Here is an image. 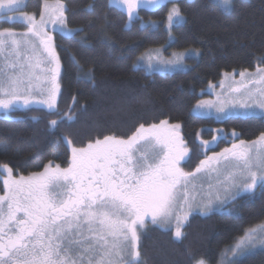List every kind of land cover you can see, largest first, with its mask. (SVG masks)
I'll use <instances>...</instances> for the list:
<instances>
[{"label": "snow or ice", "instance_id": "6c2138e0", "mask_svg": "<svg viewBox=\"0 0 264 264\" xmlns=\"http://www.w3.org/2000/svg\"><path fill=\"white\" fill-rule=\"evenodd\" d=\"M162 2L118 0L129 21L139 19L138 7H159ZM222 2L226 7L231 4V0ZM24 6V0H0V13L9 21L27 25V30L20 33L10 28L0 30V109L37 104L55 113L61 62L47 28L49 24L59 25L54 30L66 36L83 29L67 27L65 6L60 0L55 4L43 0L39 20L25 12ZM17 12L19 17L8 15ZM167 19L170 26L183 22L180 9L173 6ZM184 55L175 53L161 63L182 65ZM146 57L151 66L153 53L149 51ZM143 59L145 56L140 57ZM87 75L92 78V69ZM239 76L237 86L229 87L231 93L240 96L220 100L218 113L227 115L229 104L233 109L237 105L244 109L240 113L244 116L255 114L248 111L253 107L264 110V67H257L255 73L240 71ZM220 87H224L223 81ZM206 104L202 101L196 110ZM66 119L73 117L68 114ZM58 123L51 120V128ZM179 128V124L170 125L167 120L148 127L141 124L127 139L106 135L86 147L72 146L71 139L62 137L71 146L68 167L49 161L42 166L43 171L29 176L16 177L12 168L0 165V175L7 173L3 179L6 194L0 195V264H143L139 229L146 218L166 232L174 226L175 238L181 239L193 207L207 215L221 193L224 199L234 200L257 186L264 188V134L206 155L194 170L185 171L181 162L188 149L177 135ZM222 132L218 129L217 135ZM232 135L236 137L237 133L233 131ZM211 143L201 141L209 150ZM200 174L204 180H199ZM213 176L215 184L210 182ZM257 242L264 243V226L250 229L227 252L242 254ZM195 264L206 261L199 259Z\"/></svg>", "mask_w": 264, "mask_h": 264}, {"label": "trees", "instance_id": "16d2710c", "mask_svg": "<svg viewBox=\"0 0 264 264\" xmlns=\"http://www.w3.org/2000/svg\"><path fill=\"white\" fill-rule=\"evenodd\" d=\"M60 2L67 27L83 31L74 36L53 32L61 62L55 113L32 108L14 111L10 119L0 116V165L20 175L38 172L49 161L66 167L71 146L62 137L71 139L72 146L86 147L106 135L127 139L141 124L167 120L180 125L178 132L189 151L183 168L191 171L202 159L198 141H211L218 129L222 136L235 131L237 139L246 142L264 134L262 117L216 121L191 112L210 97L205 90L219 84L224 73L264 67V0H231L229 9L215 0H177L183 22L171 27L170 39L165 21L171 1L155 10L139 9V19L130 22L109 0ZM42 3L27 0L23 10L38 17ZM147 22L158 27H143ZM6 27L23 29L0 21V30ZM161 47H166L164 53L192 51L197 57L186 60L187 70L171 74H147L134 67L144 53ZM51 120L60 122L55 129ZM225 141H218L216 151L227 146ZM263 224L264 188L258 186L253 194L237 198L230 212L189 217L180 240L172 230L149 226L140 237V259L143 264H195L199 259L219 264L228 248ZM234 264H264V249Z\"/></svg>", "mask_w": 264, "mask_h": 264}, {"label": "rangeland", "instance_id": "374dc122", "mask_svg": "<svg viewBox=\"0 0 264 264\" xmlns=\"http://www.w3.org/2000/svg\"><path fill=\"white\" fill-rule=\"evenodd\" d=\"M166 1H171L172 2V4L169 5L168 12L172 9L173 6L177 7V4H175L177 0H174V2H173V0H163V2L160 5H162ZM215 1L218 2L223 9H229V7H230V6L226 7L223 4L222 0H215ZM55 2L56 1L49 2V3L50 4H55ZM26 3H27V0H24V5H26ZM109 3H110L111 6H113V7L117 8V9H119L120 11H122L127 16V19H128V15H127L126 9L118 3V0H109ZM24 8H25V6L23 7V9ZM157 8L158 7H143V6H140V7H138L136 9V12H138L139 9L155 10ZM42 10H43V3H42ZM29 14H33V13H29ZM8 15L9 16H14V17H19L20 13H18V12L17 13H9ZM167 17H168V13H167V16H166V21H165V30L168 32V34H169L168 38L170 39L171 38L170 37V29H171L172 26H174L175 24H178V23H174V24H172L170 26L169 23H168ZM36 18H37V20H39V16L38 17L36 16ZM0 21H6L10 26H13L14 24L21 25L23 27L22 30L6 27V28H10L11 30H13V31H15L17 33L24 32V31L27 30V25L25 23H21V22H15L14 23L12 21H9L3 13H0ZM128 21H129V19H128ZM142 26L143 27L149 26L151 29H156L158 27V24L155 23V22H147V23H142ZM58 27H59V25L53 26V25L49 24L47 30H48L50 35H53V32L61 33L60 31L54 30V28H58ZM165 49H166V47H164V48L161 47L159 49L150 50L153 53L154 57H155L151 61V66H150V62L148 61V59L146 57V53L149 52V51H147L146 53H144L142 55V56H145V59L140 60L141 56L139 57V59L135 63V68L142 69L147 74H152V73L171 74V73H174V72H182V71L187 70L186 60H188L190 58L197 57V54L192 52V51H185V52L168 51V52L164 53ZM157 52L159 53L158 56H156ZM175 53H184L185 54L184 58H183V61H182V65H177V66L173 67V66H166L164 63H161V61H167L169 59H172L174 57ZM2 61H3V58L0 57V62H2ZM138 61H139V63H138ZM239 72H235V71L234 72H230L233 75L229 76V77H225V75H223L222 79H221V81L224 82V87L223 88L220 87L221 81L217 85H211V86H214V87H210V85H209L207 87V89L205 90V92L208 95H210V97L201 100L196 105H198L202 101L208 102V104H206L204 108L199 109V110H196V105H195L192 108V111H191L192 114L194 116H197V117H200V118H212V119H214L216 121H223V120H225L227 118H231V117H241V118L262 117L264 119V110H261V109L256 108V107H253V108L248 110L250 113L254 112L255 114H250V115H247V116L240 115V113H243L245 111L244 109L239 108L238 105L236 106L235 109H233L231 104L227 105V107H226L227 115L225 113H218L217 112L216 109H217V106L219 105V101L220 100H228L231 97L240 96V93H231L230 92V87H229L230 85L231 86H237L236 82L240 81V79H241L240 76H239ZM247 72L248 73H255L256 69L254 71H247ZM60 73H61V71H60ZM59 79H60V76L58 78V82H59ZM251 87H256V86L253 85ZM58 98H59V95L57 97V102H58ZM209 105H211V106H209ZM32 108H39V109H43V110L49 111L46 106L33 104V105L29 106L28 108L17 107V108H13V109H9V110L0 109V116L3 117V118H6V119H10V118H12V116L10 115L12 112L17 111V110H28V109H32ZM222 134L223 133H221L220 135H217V132H215L214 137H216V140L213 141V139H212L210 141V142H212L210 144V146H209L211 150H209L204 145H202L200 140L198 141L199 144L202 146V151H201L202 152V159H204L206 155H212L213 152H217L218 153V152L222 151L226 147H231V145L233 143H239V141H240V140L237 139V137H234L232 135V133L226 134L227 138H226L225 142H227V146H225L221 150L216 151V149H215L216 144L218 143V141L220 139H224L223 138L224 136H222ZM177 135L182 140L178 130H177ZM183 146L188 149V147L186 146V144L184 142H183ZM188 157H189V151H188V155L185 157V160L181 162V166L183 165L184 162H187ZM70 158H71V151H70ZM4 178H5V176L2 178V183H3V179ZM204 179H205L204 175L200 174L199 180H204ZM210 182L215 184V177L214 176L210 178ZM207 191H208L207 184H205V192H207ZM254 191L249 192V193H242L241 195L237 196L234 200H230V199L226 200V199H224V195H223V193H221V199L214 201V203L212 205L213 211H210L207 215L212 214V213L230 212L231 211V204L234 203V201L237 198L253 194ZM212 193H213V195H215V189H212ZM194 214L200 215V216H207V215L201 214V211H200V209L198 207H193V209L191 210L190 214L188 215V219H189V217H191ZM185 223H184V225H185ZM147 224H149V225H147ZM149 226H155L158 229H161L157 225L152 224L151 221H150V218H146L144 227L139 229V231L141 230V234H144ZM260 226H264V224L260 225ZM260 226H257L255 228L257 230H259ZM161 230H163V229H161ZM171 230L173 231V234H174V231H175L174 226H173V228ZM182 231H183V228H182ZM174 238H175V236H174ZM176 240H180V239H176ZM235 244L232 245L231 247L235 246ZM262 249H264V243L257 242V243H255L253 245L248 246L246 249H244L242 254H238V255H235V256H233L230 252H227V250H226L222 254L219 264H231V262H234L237 259H240V258H242V257H244L246 255H249V254L257 252V251H260Z\"/></svg>", "mask_w": 264, "mask_h": 264}, {"label": "flooded vegetation", "instance_id": "af4514ba", "mask_svg": "<svg viewBox=\"0 0 264 264\" xmlns=\"http://www.w3.org/2000/svg\"><path fill=\"white\" fill-rule=\"evenodd\" d=\"M188 159H189V157H188ZM187 161H188V160H187ZM69 163H70V157H69V161H68L66 167H68ZM185 163H186V162H184L182 166H184ZM62 168H63V167H62ZM40 171H43V169H41ZM38 172H39V171H38ZM31 174H32V173H29V174H27V175H23V176H29V175H31ZM6 175H7V173L5 172L3 175L0 176V187L2 188V191L0 192V195H5V194H6V190L4 189V186H3V183H2V178H3L4 176H6ZM13 175L16 176V177H19V176H20V174H14V173H13ZM139 235H140V237L143 235V234H141V230L139 231Z\"/></svg>", "mask_w": 264, "mask_h": 264}]
</instances>
